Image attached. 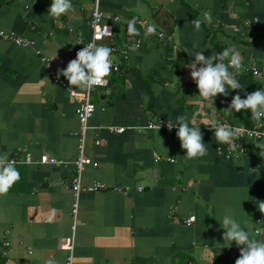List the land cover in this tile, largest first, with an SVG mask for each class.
Masks as SVG:
<instances>
[{
	"label": "crops",
	"instance_id": "crops-1",
	"mask_svg": "<svg viewBox=\"0 0 264 264\" xmlns=\"http://www.w3.org/2000/svg\"><path fill=\"white\" fill-rule=\"evenodd\" d=\"M51 2L0 0V31L30 42L0 37V154L20 160L21 174L0 196V264H65L70 237L75 264H210L214 257L212 264H235L240 248L223 247L217 219L231 212L264 229V142L248 141L238 158L226 160L208 124L254 123L250 111L226 109L235 95L264 90V78L247 72L256 65L264 74V0H99L103 21L114 29L120 69L90 91L95 110L84 153L97 165H87L81 181L106 189L82 193L76 214L71 183L81 127L75 110L86 92L68 89L57 72L75 58L77 35L91 38L95 0H72L75 10L56 22L48 16ZM205 13L212 23L196 31L191 22ZM130 21L137 34H128ZM149 24L155 34H147ZM215 42L235 45L244 70L237 77L242 89L212 103L198 96L186 65L193 51L218 53ZM184 114L203 133L209 148L203 158L183 157L177 129H147L160 120L175 125ZM44 157L59 164L42 163ZM190 216L195 222L187 225Z\"/></svg>",
	"mask_w": 264,
	"mask_h": 264
},
{
	"label": "clouds",
	"instance_id": "clouds-1",
	"mask_svg": "<svg viewBox=\"0 0 264 264\" xmlns=\"http://www.w3.org/2000/svg\"><path fill=\"white\" fill-rule=\"evenodd\" d=\"M74 10L72 0H52L48 16L56 22L61 16L68 15ZM191 23L195 30L199 31L203 23H212V17L209 13H205L202 18L194 19ZM103 31L108 37L112 36L107 25L104 26ZM127 32L130 35L137 34L135 21H130L127 24ZM155 32V25L149 24L147 34L152 35ZM100 39V35H95L91 42L76 52L75 58L68 62L66 68L58 70L57 76L62 75L67 79L68 89L78 88L88 92L93 88L107 85L114 66L113 49L108 45L96 43ZM191 56H194L195 59L186 67L190 69L191 79L195 82L199 92L198 96L202 98V101L213 103L218 94L226 97L229 94V89H242L237 77L244 70V62L235 45L226 47L219 53L213 52L208 57L203 54V51H193ZM198 65L199 67H197ZM226 110L250 111L251 120L259 124L264 118V90L258 89L243 99L239 94L235 95ZM208 125L214 129V138L218 144H227L230 151H235L240 147L236 140L242 133V129L227 123ZM167 126L169 131L173 128L177 129L176 136L180 141L181 148L185 150L186 154L183 156L185 159L192 160L208 155L209 148L203 141V133L199 124L190 119L187 114L178 116L175 125L168 121ZM150 127H154L158 133L161 124ZM160 140L162 142L161 138ZM20 179L21 174L16 167V161L9 159L8 153L0 154V196L7 195ZM259 210L264 213V202L260 203ZM194 220L195 217H192L189 223ZM217 220L221 228L224 229L223 247H231L232 242H235L236 246L240 248L235 264H264V238H260L264 234V229H254L247 221L237 220L235 214L231 212H226Z\"/></svg>",
	"mask_w": 264,
	"mask_h": 264
},
{
	"label": "built area",
	"instance_id": "built-area-1",
	"mask_svg": "<svg viewBox=\"0 0 264 264\" xmlns=\"http://www.w3.org/2000/svg\"><path fill=\"white\" fill-rule=\"evenodd\" d=\"M105 25H107V27L111 31V33H112L111 37H108L107 34L104 33L103 29H104ZM90 28H91V38L88 39L87 41L84 40V38L82 37L81 34L77 35L76 45L78 47V51L81 50L83 47H85V44L91 42L95 35H100L101 39L97 40L96 43L108 45L109 47H111L113 49L112 55H113L114 66H113L112 72L118 73L119 69H120V64L114 60V57L116 55H118L119 51L116 48L114 41H113L114 29H113V26L111 24L105 23L103 21V13L99 9V0H95V3H94V10L92 12ZM157 36L159 38H165V35H163L162 33H157ZM0 37L5 39V40H11L14 43L21 45V46L30 45V42L28 40H25L21 37H14L11 33H8V32L0 31ZM81 42H83V43H81ZM136 47H139V44H137ZM122 56H123L122 58L124 60L127 57L124 54ZM249 70H251V72L254 76H256L258 78H264V74H262L258 70V67L256 65H252L249 68ZM52 79L54 80L55 83H59V79L56 76H52ZM90 91L86 92L85 98L78 102V105H77L76 110H75L76 117H77L78 122H79L80 127H81V132H80V139H79L78 156L73 161V165L75 168V176L72 179L71 190H72L73 197H74L75 203H76L75 208L73 209V214L77 213L78 200H79V197L82 193H96L99 191H104L106 189V185H104L103 183H100V182L92 183L90 185H83L82 181H81L82 172H83L84 168L87 165H93V166L97 165L96 163H93L91 161V159H89L84 153L85 132L87 130L88 121L92 117L94 110H95L94 104L91 102ZM69 95L71 97H75L76 92L74 90H70ZM224 123H227V122H224ZM159 124H161L160 130L169 131L168 126H167L168 121H163V120H160L158 122L148 123L147 129L155 130L154 127H150V126H152V125L158 126ZM221 124H223V123H221ZM227 124H229V123H227ZM229 125H231L233 127H238L240 129H242L243 131L240 134L239 138L236 140L237 145H240V147H238L235 151H230L229 146L227 144H222V145L217 146V148H216L217 154L226 160H233V159L238 158L239 155L241 154V152H244L246 150V144L248 141H254V142H259V143L264 142V118H262V120L259 124L254 122L251 126L245 125V124H242V125L229 124ZM109 129L111 131L116 132V133H123L126 128H124V127H110ZM175 129L176 128H173L172 130H175ZM9 159L15 160L16 165L20 163V160H18L16 158L12 157ZM161 159H162L161 157L158 158V160H161ZM41 162L42 163L55 164V165L59 164V162L56 161L55 159H52V158L48 159L46 157L42 158ZM192 217H194V216H190L186 220L187 225H191L192 223L195 222V220H194L191 223H189V221L191 220ZM4 246L8 247L9 243L5 242ZM63 249L66 252L65 264H75L74 263V256H73L74 241H73L72 237L68 238L64 242Z\"/></svg>",
	"mask_w": 264,
	"mask_h": 264
},
{
	"label": "trees",
	"instance_id": "trees-1",
	"mask_svg": "<svg viewBox=\"0 0 264 264\" xmlns=\"http://www.w3.org/2000/svg\"><path fill=\"white\" fill-rule=\"evenodd\" d=\"M215 44L217 45L218 53H219L220 51H223V50H224V47H223L219 42H215ZM258 70H259V69H258ZM246 71H247V70H246ZM247 72L249 73V76H250V77H253V76H254V75L252 74L251 70L248 69ZM247 125L251 126L252 124H249V123L247 122Z\"/></svg>",
	"mask_w": 264,
	"mask_h": 264
},
{
	"label": "rangeland",
	"instance_id": "rangeland-1",
	"mask_svg": "<svg viewBox=\"0 0 264 264\" xmlns=\"http://www.w3.org/2000/svg\"><path fill=\"white\" fill-rule=\"evenodd\" d=\"M257 144H262V143H257Z\"/></svg>",
	"mask_w": 264,
	"mask_h": 264
}]
</instances>
